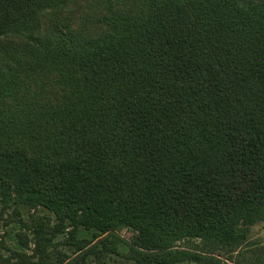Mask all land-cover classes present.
<instances>
[{
	"label": "trees",
	"instance_id": "1",
	"mask_svg": "<svg viewBox=\"0 0 264 264\" xmlns=\"http://www.w3.org/2000/svg\"><path fill=\"white\" fill-rule=\"evenodd\" d=\"M0 204L32 237L0 264L123 229L135 264H264L233 259L264 223V0H0Z\"/></svg>",
	"mask_w": 264,
	"mask_h": 264
},
{
	"label": "rangeland",
	"instance_id": "2",
	"mask_svg": "<svg viewBox=\"0 0 264 264\" xmlns=\"http://www.w3.org/2000/svg\"><path fill=\"white\" fill-rule=\"evenodd\" d=\"M90 6L88 4H81L80 6H77L74 8V13L76 15L84 14L89 11ZM93 17L98 18L101 16L100 12L95 10L91 12ZM98 29L97 28H91L90 29V35L93 37L97 34ZM254 34L257 38L256 29L253 30ZM260 43L263 42L262 39H259ZM247 46L249 49L253 48V41L251 39L246 41ZM252 52H248V55H251ZM3 205L0 204V250L3 252L5 256H8L10 253L6 249V247H9L10 249H18V237L16 234H20L23 238L26 239L28 237L31 239V233L28 231L27 228H22V225L19 220H25L27 221V214L21 211V215L18 217L14 216V208L11 206L7 209V212L3 213L2 211ZM40 216L45 215V211H41L38 213ZM8 222V223H7ZM32 222H28V226H31ZM118 235L119 238V249L120 254H109V253H102L97 258H91L89 264H135L133 260L128 259L129 257V245L131 244V237L132 232L127 229H123L122 231H116L115 232ZM62 242H64V238L58 237L53 242V247L51 248L52 256L55 258H58V252H62L64 255L73 256V250L71 247H68L67 245H63ZM4 243L6 247L2 246L1 244ZM31 247H33L32 244H30ZM178 248L181 247H187L184 244L177 245ZM181 246V247H180ZM264 247V223L255 225L250 228L249 233L247 234L246 240L244 241V244H242L241 250L244 251V257L245 258H236V256L233 257L234 260H242V261H250L251 253L250 250H260ZM188 248V247H187ZM239 251V250H238ZM27 254L31 255V251H26ZM215 257L220 259L223 262H227L231 264L230 258L231 256L228 254L227 249H221L216 252ZM247 259V260H245ZM187 264V263H183Z\"/></svg>",
	"mask_w": 264,
	"mask_h": 264
}]
</instances>
